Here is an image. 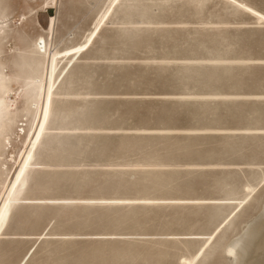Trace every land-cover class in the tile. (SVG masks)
<instances>
[{
  "label": "rangeland",
  "instance_id": "rangeland-1",
  "mask_svg": "<svg viewBox=\"0 0 264 264\" xmlns=\"http://www.w3.org/2000/svg\"><path fill=\"white\" fill-rule=\"evenodd\" d=\"M0 82V264H231L264 218V0H0Z\"/></svg>",
  "mask_w": 264,
  "mask_h": 264
},
{
  "label": "bare ground",
  "instance_id": "bare-ground-1",
  "mask_svg": "<svg viewBox=\"0 0 264 264\" xmlns=\"http://www.w3.org/2000/svg\"><path fill=\"white\" fill-rule=\"evenodd\" d=\"M40 81H41L40 76L34 77L29 82V85L31 83L39 84ZM36 86L38 87V85H36ZM39 87H40V85H39ZM0 92L3 93L2 89H1ZM4 102H5V100H4L3 96L0 94V104H2ZM3 105H1V106H3ZM263 216L264 215H262V218H263ZM256 219H257V217H256ZM263 219L261 221L258 220V221H260V223L257 222V220L254 219L255 220L254 221L255 223L253 222L254 225L253 224L249 225L248 228L244 231V233L233 242V244L231 245V247L229 249V252L233 255V261H232L231 264H244V260L246 259V257H248L250 255V253L252 251L253 244L256 245V243H255L256 241H260V240L262 241V239L264 237L263 236V232H262V230H264V221H263ZM262 242H263V244L261 243L262 244L261 246L259 244L258 245L260 246V249L262 248V250L264 251V239H263ZM256 255H257V252H256ZM251 257H252V255H251ZM249 259H251V258H249ZM246 264H256V262L252 261V262H248Z\"/></svg>",
  "mask_w": 264,
  "mask_h": 264
}]
</instances>
